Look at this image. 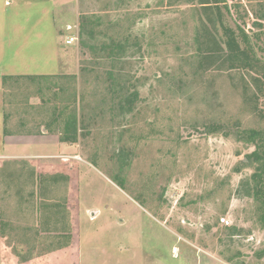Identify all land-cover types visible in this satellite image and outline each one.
I'll list each match as a JSON object with an SVG mask.
<instances>
[{"label": "rangeland", "instance_id": "rangeland-1", "mask_svg": "<svg viewBox=\"0 0 264 264\" xmlns=\"http://www.w3.org/2000/svg\"><path fill=\"white\" fill-rule=\"evenodd\" d=\"M227 2L223 23L248 35L254 70L195 62L197 27L223 35L198 2L0 0V79L54 100L55 135L59 112H78L79 140L66 144L78 264H264V218L245 196L253 170L235 173L255 150L237 132L264 130V0ZM109 79L138 94L131 113L111 110ZM214 121L233 136H205ZM65 189L54 178V203Z\"/></svg>", "mask_w": 264, "mask_h": 264}, {"label": "crops", "instance_id": "crops-1", "mask_svg": "<svg viewBox=\"0 0 264 264\" xmlns=\"http://www.w3.org/2000/svg\"><path fill=\"white\" fill-rule=\"evenodd\" d=\"M13 77L0 79V264H78L75 171L67 160L75 143L54 134V100L28 98ZM54 178L66 184L62 202L54 203Z\"/></svg>", "mask_w": 264, "mask_h": 264}, {"label": "trees", "instance_id": "trees-1", "mask_svg": "<svg viewBox=\"0 0 264 264\" xmlns=\"http://www.w3.org/2000/svg\"><path fill=\"white\" fill-rule=\"evenodd\" d=\"M187 1L190 4L198 2L200 6H202V10L205 12L213 11L219 14L217 18L213 21V28L218 23L220 24L222 30V36L215 35L212 32V29H206V31L200 35V27L196 28L195 33V41L198 44V54L195 57V62H198V65L201 66L200 63L206 61L211 68L215 66L216 69L219 70H254L260 63V60L256 57L254 49L251 47V43L248 35L245 34L243 30L240 28V32L237 33L236 30L225 26L223 23V14L222 8L220 5H223V8L229 11L227 0H180ZM264 19V15L261 16ZM203 25V21L201 22ZM259 26V24H257ZM83 29V28H82ZM241 33V34H239ZM82 38L85 37L84 31L81 33ZM93 36L92 33L89 35ZM202 36V37H201ZM84 39L82 41V45L86 47L87 45L84 43ZM125 51V48L120 45H115L111 49L110 57L115 61L120 58L122 55L120 50ZM102 50H107V46H102ZM123 51V52H124ZM116 52V53H115ZM209 67V66H208ZM112 75V74H110ZM118 79H122V81H126L125 78L120 77ZM111 80L109 90L111 91L112 96V105L111 110H119L121 113H131L133 111L134 101L138 98L137 93H131L130 88L126 85V82L123 85H120L119 88H116L117 81L115 79ZM122 84V82L120 83ZM246 88V87H245ZM106 102V99H104ZM68 107L63 111L59 112L58 119L62 120L63 132H61V141L63 143H77L79 137V118L78 112L76 109L73 113L67 115L65 112ZM196 127V126H195ZM196 131L198 127L194 128ZM233 129L232 125L221 123L214 121L213 123L204 125L203 134L205 136L211 135H222L223 137L229 138L232 137L233 134L231 130ZM235 135V134H234ZM237 138L245 142L248 145L254 146L255 150L247 155L245 159H243L239 166L235 168V173H241L245 169H252L253 173L247 181V191L246 197L252 198L254 202L257 204L258 211H262L260 215L261 218H264V130H243L237 132ZM226 233L230 232V236L236 235V229L228 228L226 229ZM264 257V252L259 254V258ZM233 258L228 259V262H232Z\"/></svg>", "mask_w": 264, "mask_h": 264}, {"label": "built area", "instance_id": "built-area-1", "mask_svg": "<svg viewBox=\"0 0 264 264\" xmlns=\"http://www.w3.org/2000/svg\"><path fill=\"white\" fill-rule=\"evenodd\" d=\"M72 41H74V38H73V37H72V38L70 39V41H68V42L71 44ZM221 222H222V224H226V226H229V224H230V223L228 222V220H226V219H222Z\"/></svg>", "mask_w": 264, "mask_h": 264}]
</instances>
